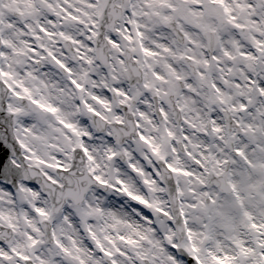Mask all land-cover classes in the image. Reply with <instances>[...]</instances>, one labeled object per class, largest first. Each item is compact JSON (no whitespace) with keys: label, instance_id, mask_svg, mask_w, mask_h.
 Returning <instances> with one entry per match:
<instances>
[{"label":"snow or ice","instance_id":"1","mask_svg":"<svg viewBox=\"0 0 264 264\" xmlns=\"http://www.w3.org/2000/svg\"><path fill=\"white\" fill-rule=\"evenodd\" d=\"M0 264H264V0H0Z\"/></svg>","mask_w":264,"mask_h":264}]
</instances>
